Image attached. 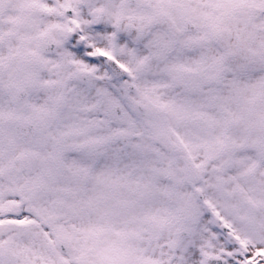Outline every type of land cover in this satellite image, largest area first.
<instances>
[{"label": "snow or ice", "instance_id": "obj_1", "mask_svg": "<svg viewBox=\"0 0 264 264\" xmlns=\"http://www.w3.org/2000/svg\"><path fill=\"white\" fill-rule=\"evenodd\" d=\"M0 264H264V0H0Z\"/></svg>", "mask_w": 264, "mask_h": 264}]
</instances>
